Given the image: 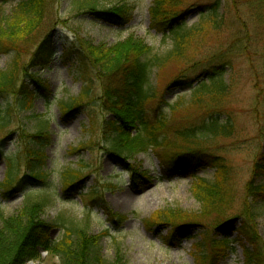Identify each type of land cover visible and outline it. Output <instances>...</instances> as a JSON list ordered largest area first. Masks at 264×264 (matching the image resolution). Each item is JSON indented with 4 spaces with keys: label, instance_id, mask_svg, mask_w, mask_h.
<instances>
[{
    "label": "rangeland",
    "instance_id": "374dc122",
    "mask_svg": "<svg viewBox=\"0 0 264 264\" xmlns=\"http://www.w3.org/2000/svg\"><path fill=\"white\" fill-rule=\"evenodd\" d=\"M3 1L0 0V16L3 21H11L19 0ZM46 1L48 11L38 36H35L37 38L33 40H45L52 35L54 57L48 68L42 71L34 69L33 72L39 73L48 91L37 96L30 111L14 113L10 126L0 133V182L6 176L8 159L22 156L28 139L26 136L41 130L50 137L44 149L43 167L48 178L45 183L30 180L9 195L4 192L10 188H0V213L15 215L24 207L27 195L46 194L49 202H46L42 218L54 224L50 231L52 239L62 237L63 224H87L91 235L103 234L99 251L109 264H199L194 242L206 232L216 234V225L237 217L232 229L222 228L230 235L233 249L221 257L220 264H248L249 251L253 249L237 231L245 220L244 216L250 213L247 207L256 212L258 235L264 241V201L249 199L246 191L254 161L258 154L264 153V115L259 102V86L264 81V28L250 17L251 5L245 0H225L228 25L220 33H208L198 40V49L193 56L199 60L218 52L228 56L233 63L232 71L225 74L230 83L229 93L221 102V108L232 115L234 131L231 137L178 142L173 148L177 152L183 151V154L202 149L222 156L228 166L229 177L225 186L231 190V200L226 196V204L220 210L225 212L224 215L217 216L218 212L212 216L213 219H198V225L193 226L189 233L182 235L180 231L176 232V239L171 240L173 227L160 224L154 214L168 208L200 212L201 204L193 192L196 178L175 173L165 177L164 165L151 147L144 149L133 144L131 153H124L120 158L111 153L101 128L103 119L110 116L104 114L100 101L93 106L86 103L70 114L63 106L71 97L77 96L84 85L81 75L84 69L73 53L77 39L91 45L110 47L132 36L152 47L153 52L159 55L172 49V36H165L152 26L150 7L155 0L123 1L128 11L127 23L121 26L96 19L88 14L86 7L89 2H95L97 9H111L121 4V0ZM202 1L205 4L212 0ZM182 7L184 5H179ZM199 19V11L194 10L183 27L189 28ZM244 28L248 35H243ZM238 29L242 30L241 33ZM237 36L244 50L228 55V48ZM13 54L8 49H0V69L11 65ZM23 58L28 60L30 54ZM193 59L169 63L160 73L162 79L159 82L155 74L151 76L150 83L158 85L160 96L150 106L155 107L160 101L161 113L166 116L170 128L200 121L203 114L199 106L190 104L193 93L190 87L166 88L177 73L192 64ZM88 74L93 82L94 95H100L102 81L97 77L96 67H90ZM178 101H181L182 108L173 111ZM0 103H3L2 97ZM92 115L98 117L93 125ZM19 162L22 166L18 176L24 177L29 171L23 160ZM68 168L81 170L84 179L76 193L67 191V184L62 180V173ZM214 176L215 169L209 166L197 171L199 178L212 181ZM259 182L264 183V177ZM252 254L255 256L252 264H264V257L257 256L254 251ZM27 264H60V258L42 250L39 261Z\"/></svg>",
    "mask_w": 264,
    "mask_h": 264
},
{
    "label": "trees",
    "instance_id": "16d2710c",
    "mask_svg": "<svg viewBox=\"0 0 264 264\" xmlns=\"http://www.w3.org/2000/svg\"><path fill=\"white\" fill-rule=\"evenodd\" d=\"M6 1L8 0L3 2ZM121 1V4L111 9H97L95 2H89L86 7L88 14L96 19L121 26L127 23L128 11L123 2L125 0ZM245 1L251 5L250 17L254 23L264 28V0ZM225 2L212 0L204 4L202 0H155L150 7L152 26L157 27L165 36L171 35L173 40L172 49L163 55L154 53L152 47L132 36L110 47L84 43L79 38L73 47L76 60L81 69H84L81 70L84 85L77 96L63 104L66 113L75 112L86 103H92L93 106L100 101L102 111L110 116H105L101 128L111 153L120 158L124 153H131L133 144L144 149L151 147L164 165L165 177H171L175 173L196 178L193 192L201 204L200 212L168 208L154 214L160 224L173 227L171 240L176 239V232L180 231L182 235L189 233L193 226L198 225V219H213L212 216L220 212L226 204V196H230L231 200V190L225 186L229 177L228 166L222 156L202 149L185 154L183 151L173 150L178 142L193 143L205 138L231 137L234 131L232 115L221 108L222 99L230 89L225 74L232 71L233 63L228 56L218 52L199 60L193 59L198 49V40L208 33H220L228 25ZM179 5L184 7L179 8ZM194 10L200 13L199 22L184 28L183 23ZM47 11L46 0H19L11 21H3L0 16V49H8L14 53L11 65L0 69V97L3 100L0 103V133L10 126L14 113L30 111L37 96L48 91V86L41 80L39 73L33 72L34 69L42 71L48 68L54 57L50 40L52 35L45 40H33L39 34ZM244 29H238L239 33L242 31L243 35H248ZM236 38L229 46L228 53L225 52L228 55L244 50L241 39L239 36ZM28 53L30 58L25 61L23 57ZM188 58L193 59L192 64L177 73L166 88L190 87L193 91L190 104L199 106L203 114L200 121L185 122L170 128L166 116L161 113L160 101H157L155 107L150 106L160 96L158 85L153 86L150 79L155 74L159 82L162 79L160 73L169 63ZM92 66L96 67L97 77L102 81V91L98 96L94 95L93 82L88 74V69ZM259 90V102L264 115V81ZM181 106V101H178L173 106V111L182 108ZM91 117L93 125L98 117ZM26 138L28 139L22 156L8 159L6 176L0 182V188H10L4 192L7 195L20 190L22 184H27L30 180L37 183L47 181L48 174L43 171L44 149L50 137L41 130L27 135ZM21 160L29 171L24 177L18 176ZM206 166L215 169L212 181L197 177V171ZM263 177L264 153L258 154L247 182L249 199L264 201V183L259 182ZM62 180L67 184L66 190H72L73 193L81 188L84 181L81 170L73 168L62 173ZM48 198L43 193L27 195L24 207L17 214L4 216L0 213V264L39 261L42 250L59 256L60 264H109L99 251L103 234L91 235L87 224H63L62 237L58 240L52 239L50 231L54 224L42 218ZM247 208L250 213L247 217L243 215L245 220L237 231L253 249L249 251L248 259V264H252L255 257L253 251L257 256L264 257V241L258 235L256 212L252 207L251 211ZM224 213L222 211L217 216ZM236 219L237 217H233L224 224L216 225V234L206 232L194 242L199 253V264H220L221 257L233 249L230 235L222 228L232 229Z\"/></svg>",
    "mask_w": 264,
    "mask_h": 264
}]
</instances>
